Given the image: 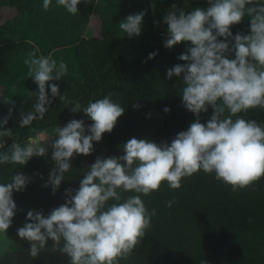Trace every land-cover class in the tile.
Listing matches in <instances>:
<instances>
[{
	"label": "trees",
	"instance_id": "16d2710c",
	"mask_svg": "<svg viewBox=\"0 0 264 264\" xmlns=\"http://www.w3.org/2000/svg\"><path fill=\"white\" fill-rule=\"evenodd\" d=\"M42 4L43 0H0V10L15 11L13 18L0 23V119L12 109L0 131L11 129L14 133L12 138H0L5 144L0 151L10 147L14 139L24 145L29 138L37 139V132L52 134L56 126L64 127L71 119L83 120L86 127L91 125L83 112L70 111L69 101L86 106L89 100L111 93V99L125 112L111 133H104L101 141L93 142L90 155L74 154L71 170L64 174L54 195L51 185L45 186L55 166L51 147L46 156H33L23 166L0 165V183L11 182V176L18 173L30 178L23 191H13L17 211L6 238L14 251L0 255V264H69L65 254L51 250V240L45 251L30 257L29 242L17 235V229L30 222L26 220L27 212L42 211L47 216L64 204L68 198L65 190L71 188L75 195L96 158L124 155L123 144L129 139L170 144L196 119L183 106L182 78L166 76L168 69L185 63L177 57L192 45L181 42L170 49L164 47L167 25L163 17L168 12L164 6L153 0H93L87 5L78 4L79 13L73 16L57 6L56 0H52L48 11L43 10ZM153 4L155 8L151 7ZM207 7V0H175L172 10L183 9L187 13ZM141 11L145 12L141 34L129 38L119 29V22ZM90 14L100 20L101 38L81 39L80 25ZM231 32L249 34L250 18L245 16L231 27ZM34 48L39 50L38 55H51L58 63L63 60L68 65L66 76L49 82L59 85L65 100L53 99L46 88L52 99L51 105H46L48 111L43 119L21 128V113L33 111L37 99L38 86L28 77L23 62ZM150 53L156 55L149 58ZM165 108L170 111L166 113ZM212 112L209 107L200 113V122L206 123ZM244 118L264 125V110H249ZM181 185L173 190L165 182L159 191L142 196L146 207L149 211L155 209L156 215L141 244L120 264H264V178L233 192L214 174L199 171L182 179ZM173 199L175 203L167 207L166 202Z\"/></svg>",
	"mask_w": 264,
	"mask_h": 264
},
{
	"label": "clouds",
	"instance_id": "9594fccd",
	"mask_svg": "<svg viewBox=\"0 0 264 264\" xmlns=\"http://www.w3.org/2000/svg\"><path fill=\"white\" fill-rule=\"evenodd\" d=\"M81 2L87 5L93 0H56L57 6L73 16L79 13L77 6ZM207 2V9L197 8L187 13L183 9L171 10L163 17L167 25L164 47L170 49L181 42L192 45L177 57L185 63L168 69L166 76L182 78V103L196 117L194 122L170 144L129 139L123 144L124 155L97 157L75 195L73 189L65 190L68 198L64 204L47 216L42 211L29 210L26 220L30 222L18 228L17 235L29 242L30 257L45 251L51 240V250L65 254L69 264H120L141 244L156 215L155 209L149 211L146 207L142 196L159 191L162 183L178 190L182 179L203 171L214 174L216 180L236 192L264 178V125L244 118L249 110H264V3L261 0ZM51 4L52 0H43V10L48 11ZM151 7L155 8V4ZM144 15V11L129 14L119 22V29L129 38L138 37ZM245 16L250 18L249 34L233 35L231 27L241 23ZM221 37L222 40L218 39ZM38 51L34 48L23 61L38 92L34 110L21 113V128L43 119L48 111L46 105L52 103L46 88L53 99L65 100L59 85L49 82L66 76L68 65L63 60L58 63L51 55H38ZM155 55L150 53L149 58ZM233 55L234 58H228ZM111 96L109 93L101 99L89 100L86 106L69 101L70 111L83 112L92 121L91 125L86 127L83 120L71 119L64 127L56 126L52 134L37 132V139L29 138L24 145L14 139L10 147L0 151V165L23 166L33 156L44 157L47 149L41 141L51 140L49 147L55 166L45 186L51 185L54 195L65 179L64 174L71 170L74 154L90 155L93 142L101 141L104 133H111L124 114L125 108ZM209 107L212 115L206 123H201L200 113ZM11 112L10 108L9 115L0 119V128L7 124ZM13 136L11 129L0 131V138ZM52 137L56 138L52 140ZM4 148L0 139V149ZM29 179L18 173L11 176V182L0 183V235L6 237L16 215L13 191H23ZM173 203L175 199L167 201L166 206Z\"/></svg>",
	"mask_w": 264,
	"mask_h": 264
},
{
	"label": "rangeland",
	"instance_id": "374dc122",
	"mask_svg": "<svg viewBox=\"0 0 264 264\" xmlns=\"http://www.w3.org/2000/svg\"><path fill=\"white\" fill-rule=\"evenodd\" d=\"M153 1L159 5L164 6L168 11H171L175 0H153ZM14 16H15L14 10L8 8H2L0 10V23H4L5 21L13 18ZM79 37L81 39L101 38V24L97 15L90 14L87 20L81 23L79 28ZM50 143L51 140L48 141L47 151L50 148L49 147ZM5 247L7 248V251L4 250ZM13 251H14L13 244L5 236L0 235V255L13 254Z\"/></svg>",
	"mask_w": 264,
	"mask_h": 264
},
{
	"label": "water",
	"instance_id": "95a60500",
	"mask_svg": "<svg viewBox=\"0 0 264 264\" xmlns=\"http://www.w3.org/2000/svg\"><path fill=\"white\" fill-rule=\"evenodd\" d=\"M41 145L47 149L48 141H41Z\"/></svg>",
	"mask_w": 264,
	"mask_h": 264
}]
</instances>
